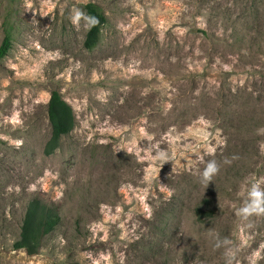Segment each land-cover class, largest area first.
Returning a JSON list of instances; mask_svg holds the SVG:
<instances>
[{
	"label": "rangeland",
	"instance_id": "374dc122",
	"mask_svg": "<svg viewBox=\"0 0 264 264\" xmlns=\"http://www.w3.org/2000/svg\"><path fill=\"white\" fill-rule=\"evenodd\" d=\"M88 3L107 18L93 50ZM8 32L0 264H225L210 232L233 264H264V216L235 214L264 187V0H0ZM54 91L77 123L47 154ZM34 198L61 221L30 255L13 244Z\"/></svg>",
	"mask_w": 264,
	"mask_h": 264
},
{
	"label": "trees",
	"instance_id": "16d2710c",
	"mask_svg": "<svg viewBox=\"0 0 264 264\" xmlns=\"http://www.w3.org/2000/svg\"><path fill=\"white\" fill-rule=\"evenodd\" d=\"M85 12L90 18V28L86 35L85 47L93 50L98 46L107 18L95 3H88ZM98 23H92V19ZM13 47L11 33H7L0 45V62L10 53ZM48 115L52 126V136L48 141L46 153L51 154L61 137L68 135L76 126V115L72 107L62 98L58 91H54L48 103ZM61 218L57 211L38 198L29 201L23 221L19 239L14 242L15 249H25L30 255L40 252L43 238L53 232Z\"/></svg>",
	"mask_w": 264,
	"mask_h": 264
},
{
	"label": "clouds",
	"instance_id": "9594fccd",
	"mask_svg": "<svg viewBox=\"0 0 264 264\" xmlns=\"http://www.w3.org/2000/svg\"><path fill=\"white\" fill-rule=\"evenodd\" d=\"M85 14L80 10H73L72 15L69 19L75 25L78 21L84 17ZM92 23H98V20L95 18L92 19ZM155 159L164 164L165 162L173 161V157L169 154L160 150L157 152ZM232 159H238V157L233 156ZM224 163L230 164L231 160L225 159ZM220 165L216 160H210L204 166L202 172L199 173V180L206 187L210 182L214 181V177L219 173ZM248 187L245 190L243 196V203L235 210V214L243 221H248L253 216H264V187L261 186L260 182L255 180L248 182ZM209 237L213 239V247L220 248L224 247L225 251L223 253L225 264H233L235 258V250L232 247H229L231 241L227 238L221 239L218 233L210 232Z\"/></svg>",
	"mask_w": 264,
	"mask_h": 264
}]
</instances>
